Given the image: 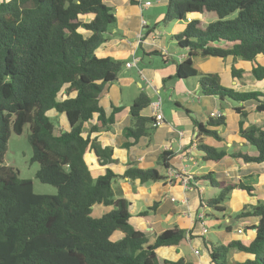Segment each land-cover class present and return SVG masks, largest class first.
<instances>
[{"label":"trees","instance_id":"16d2710c","mask_svg":"<svg viewBox=\"0 0 264 264\" xmlns=\"http://www.w3.org/2000/svg\"><path fill=\"white\" fill-rule=\"evenodd\" d=\"M205 12H215L217 19L202 26L198 16ZM83 14L94 17L85 22L79 19ZM173 20L187 21L185 29L175 36L178 47L187 50L176 65V76H199L203 94L235 102L254 99L264 111L261 92L223 87L217 74L200 73L193 65L195 55H232L253 62V75L263 80L264 66L256 58L264 55V0H169L162 21ZM115 23L113 8L103 0H0V264H193L182 259L161 263L157 248L181 244L188 231L176 226L151 242L130 223L129 202L113 190L118 177L142 183L163 180L165 176L157 168L131 166L122 174L107 168L95 177L85 159L92 151L102 165L112 161L111 149L85 134V125L98 113L106 127L114 122L118 110L114 108L107 116L99 99L125 63L96 52L109 39ZM81 30L91 34L85 36ZM151 101L142 92L131 106L132 124L124 134L133 141L141 136L152 139L155 118L142 114ZM235 110L240 114V134L256 148V154H229L198 140L204 161L230 155L244 162H264V127L245 128L248 112L244 106ZM51 111L65 115L70 129L57 130ZM193 120L198 137L222 139L216 130ZM224 123V116L210 117L207 125ZM26 125L30 129L31 162L40 166L36 176L56 187V194L35 193L31 179L21 178L18 170L4 165L11 133L22 134ZM173 154L164 150L157 163L170 168ZM203 178L214 187L221 186L212 173ZM236 188L252 192L251 186L240 181L222 187L208 204L218 208ZM96 205L110 210L97 215ZM246 216L259 218L251 227L253 238L247 244L237 240L208 243L211 264H264V201L237 215ZM116 231L123 236L114 240ZM232 249L253 258L231 261L228 254Z\"/></svg>","mask_w":264,"mask_h":264},{"label":"crops","instance_id":"0c3cea01","mask_svg":"<svg viewBox=\"0 0 264 264\" xmlns=\"http://www.w3.org/2000/svg\"><path fill=\"white\" fill-rule=\"evenodd\" d=\"M103 1L113 8L116 23L109 39L96 52L123 61L125 65L99 99L107 116L118 108L114 113V122L103 127L98 113H95L85 125V134L97 140L102 147L111 149L112 161L102 165L92 151L86 153L85 159L95 177L104 174L107 168L117 174H122L131 166L157 168L165 176L163 180L142 183L139 179L118 177L113 182L115 195L129 202L130 223L144 232L151 242L176 226L188 231L181 244L157 248L161 263L182 259L193 264H211L208 243L227 244L237 240L247 244L253 238L255 230L251 227L258 224L259 218H238L237 215L243 210L251 211L259 201H264V162H244L230 155L219 161H204L197 148L198 140L224 149L229 154L244 152L254 155L256 148L240 134V114L235 107L244 106L248 112L245 128L251 125L264 127V111L258 109L259 101L254 99L235 102L203 94L199 76L187 79L176 76V65L186 57L187 50L180 49L178 45L174 49L172 44H177L175 36L185 29L188 20L182 26L162 21L168 11L169 0ZM147 1H151V5L146 6ZM93 17V14H83L79 19L87 22ZM81 31L85 36L91 34ZM133 59L137 63L126 66ZM256 62L264 66V55H258ZM193 65L200 73L217 74L223 87L237 92H261L260 100L264 102V79L258 80L253 75V62L232 55H195ZM235 70L240 74L235 75ZM142 92L152 100L142 111L145 116L154 117L151 104L161 100L163 122L153 130L151 141L148 136L133 141L124 134V130L132 124L131 106ZM215 111L222 112L225 123L208 126L211 113ZM55 115L58 116L56 129L69 130L65 115ZM193 118L206 128L216 130L222 139L205 135L198 137ZM164 150L174 153L170 168L157 163ZM208 173H212L220 187L212 186L203 178ZM240 181L251 186L252 192L236 188L218 208L208 204L222 187ZM108 210L109 207L96 205L94 213L101 215ZM146 210L148 213L143 215ZM240 228L242 233L238 232ZM122 236L121 231H116L112 238L117 240ZM228 257L231 261H245L253 255L232 249Z\"/></svg>","mask_w":264,"mask_h":264},{"label":"rangeland","instance_id":"374dc122","mask_svg":"<svg viewBox=\"0 0 264 264\" xmlns=\"http://www.w3.org/2000/svg\"><path fill=\"white\" fill-rule=\"evenodd\" d=\"M200 19L202 26H206L208 23L217 19V14L215 12H207L202 15ZM174 22L179 24V26L186 24L185 20H173L172 22H170V25H173ZM172 46L175 49L177 44H172ZM53 113L54 112H51L50 115L54 118V120H56L58 116H56L55 113L53 115ZM29 132V126L26 125L22 134H16L14 132L11 133L8 141L7 151L5 153L4 165L18 170L19 176L21 178L31 179L33 181V189L35 193L56 194V187L41 182L36 176V173L40 166L38 162H31L32 148L28 141ZM232 217H234V214L232 215Z\"/></svg>","mask_w":264,"mask_h":264},{"label":"built area","instance_id":"2783aa9c","mask_svg":"<svg viewBox=\"0 0 264 264\" xmlns=\"http://www.w3.org/2000/svg\"><path fill=\"white\" fill-rule=\"evenodd\" d=\"M146 6L148 5H151V1H147L146 3ZM188 21L191 20V18H188L187 19ZM137 63V60L136 59H133L132 61L126 63V66L130 67L132 66L133 64ZM151 108H152V111L154 113V118H155V122H154V126L157 127L159 126L162 122H163V115H162V112H161V100L158 99L157 101L153 102L151 104ZM223 116L222 112L221 111H215L213 113H211V117H221ZM242 229H238V232L239 233H242Z\"/></svg>","mask_w":264,"mask_h":264}]
</instances>
